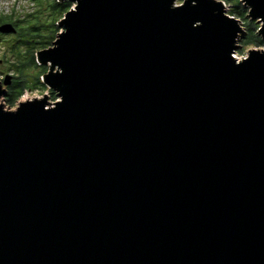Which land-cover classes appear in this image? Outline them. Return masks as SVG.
Returning a JSON list of instances; mask_svg holds the SVG:
<instances>
[{"label": "water", "instance_id": "water-1", "mask_svg": "<svg viewBox=\"0 0 264 264\" xmlns=\"http://www.w3.org/2000/svg\"><path fill=\"white\" fill-rule=\"evenodd\" d=\"M58 1L60 100L0 105V264H264V50L218 0Z\"/></svg>", "mask_w": 264, "mask_h": 264}, {"label": "trees", "instance_id": "trees-1", "mask_svg": "<svg viewBox=\"0 0 264 264\" xmlns=\"http://www.w3.org/2000/svg\"><path fill=\"white\" fill-rule=\"evenodd\" d=\"M32 1L36 4L37 9L24 19L16 20L13 17H0V26L11 24L17 30L15 35H8L13 36V39L10 42L9 56H4L5 64L9 65L16 73L7 89L5 100L12 107L27 92L47 91V87L42 83V78L48 71L45 67L37 64L36 55L40 51L53 47L60 33L58 24L72 9V4L69 2H59L58 0ZM221 1L233 5L234 10L231 11V17L245 20V33L240 40L242 50L239 53L243 54L245 49L251 47H264V40L259 35L260 27L256 21L246 18L247 13L241 0ZM5 36L0 34V40ZM10 55L12 58H10ZM37 69L40 70L35 73L34 70ZM51 98L55 101L57 94L52 92Z\"/></svg>", "mask_w": 264, "mask_h": 264}, {"label": "rangeland", "instance_id": "rangeland-1", "mask_svg": "<svg viewBox=\"0 0 264 264\" xmlns=\"http://www.w3.org/2000/svg\"><path fill=\"white\" fill-rule=\"evenodd\" d=\"M218 1H221V0H218ZM183 2L184 0H178V4L180 5ZM225 5H226L227 14L231 17V11L234 10L233 5H230V4H225ZM73 8H74V5H72V9ZM36 9H37L36 4H34L32 0H0V17H13L16 20H20V19H24L26 16L30 14H33ZM245 11L247 13L246 18L249 19L248 17L249 13L247 9H245ZM237 20L240 22V25L243 28V32L241 34V36H243V34L245 33V20L244 19L242 20L241 18H238ZM257 24L261 28V25L259 23ZM59 29L61 32L60 27ZM12 39H13V36H5V37H2V39L0 40V82H3L7 76H10L11 78H13L16 75L15 71L11 69L9 65L5 64V61H4V56L5 55L9 56L10 42L12 41ZM240 40H241V37L239 38V42H238L239 49L234 54V57H236L238 61H241L242 59L247 58L249 55V52L251 51L264 50V47H261V48L251 47L249 49H245L243 54H240L239 52L240 50H242ZM10 58H12L11 55H10ZM45 68L47 69V71L49 70L48 66H46ZM39 70L40 69L34 70V72L37 73ZM7 88L8 87H4L6 94H7ZM52 92H53L52 90L49 91L48 87H47V91H43V92L42 91L27 92L25 93L23 98L17 102V104L14 107L7 104V102L5 101L6 100V94H5V96H3L0 99V105H2L6 111H15L21 103L28 102L34 99H37V100L46 99L47 102L49 103V106H51L52 104L60 100L57 97V99L53 101V99L51 98Z\"/></svg>", "mask_w": 264, "mask_h": 264}, {"label": "built area", "instance_id": "built-area-1", "mask_svg": "<svg viewBox=\"0 0 264 264\" xmlns=\"http://www.w3.org/2000/svg\"><path fill=\"white\" fill-rule=\"evenodd\" d=\"M177 5L179 6L180 4H178V2H177ZM182 5V4H181ZM236 60H238L236 57H234ZM243 60V59H242Z\"/></svg>", "mask_w": 264, "mask_h": 264}, {"label": "bare ground", "instance_id": "bare-ground-1", "mask_svg": "<svg viewBox=\"0 0 264 264\" xmlns=\"http://www.w3.org/2000/svg\"><path fill=\"white\" fill-rule=\"evenodd\" d=\"M25 103V102H24Z\"/></svg>", "mask_w": 264, "mask_h": 264}, {"label": "flooded vegetation", "instance_id": "flooded-vegetation-1", "mask_svg": "<svg viewBox=\"0 0 264 264\" xmlns=\"http://www.w3.org/2000/svg\"><path fill=\"white\" fill-rule=\"evenodd\" d=\"M8 89V88H7Z\"/></svg>", "mask_w": 264, "mask_h": 264}]
</instances>
